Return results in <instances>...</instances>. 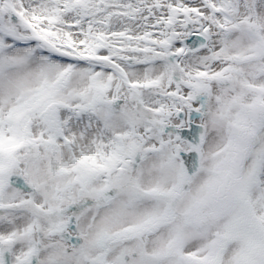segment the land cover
I'll list each match as a JSON object with an SVG mask.
<instances>
[{"label": "snow or ice", "instance_id": "6c2138e0", "mask_svg": "<svg viewBox=\"0 0 264 264\" xmlns=\"http://www.w3.org/2000/svg\"><path fill=\"white\" fill-rule=\"evenodd\" d=\"M0 264H264V0H0Z\"/></svg>", "mask_w": 264, "mask_h": 264}]
</instances>
